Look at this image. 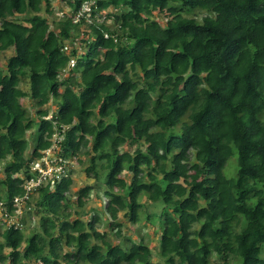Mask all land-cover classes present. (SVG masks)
I'll return each instance as SVG.
<instances>
[{
    "label": "trees",
    "instance_id": "trees-1",
    "mask_svg": "<svg viewBox=\"0 0 264 264\" xmlns=\"http://www.w3.org/2000/svg\"><path fill=\"white\" fill-rule=\"evenodd\" d=\"M52 1L0 0V201L14 214L54 126L58 154L87 160L95 183L71 201L72 165L34 187L21 228L0 230V264H156L123 235L147 202L165 264H264V0H95L113 26L58 17ZM75 35L82 50L62 52ZM99 181L117 242L102 212L82 219Z\"/></svg>",
    "mask_w": 264,
    "mask_h": 264
},
{
    "label": "built area",
    "instance_id": "built-area-1",
    "mask_svg": "<svg viewBox=\"0 0 264 264\" xmlns=\"http://www.w3.org/2000/svg\"><path fill=\"white\" fill-rule=\"evenodd\" d=\"M94 6L95 0H81L77 8L74 10H70L69 8V16L72 18L73 22H78L83 18L88 23L96 20L113 26V19L111 16H107V10H96ZM60 12L62 11H59L58 14ZM109 35L114 39V41L116 40L114 34H109L108 32L104 33V37L106 38ZM79 36L75 35L71 43L69 41L65 42L61 48L62 52L68 54L72 48H76L78 51H81L82 48L78 40ZM76 60V57H70L65 70L73 68L76 64ZM64 128L65 127L62 125L54 126V131L51 136V146L42 150L39 159L35 160L31 164L29 172L31 176L25 179L23 183V195L13 199V204L16 207L14 214L6 212L4 209L5 202L0 201V230L7 229L11 227V225H14L15 228H21V225L18 223L16 217L22 215V206L26 199H28V195L32 189L47 183L53 185L55 182L60 181L63 177L67 176L70 172L69 168H72V165L69 167L67 165L68 162L60 154H58L59 146L57 145L61 138L60 133L64 130Z\"/></svg>",
    "mask_w": 264,
    "mask_h": 264
},
{
    "label": "rangeland",
    "instance_id": "rangeland-1",
    "mask_svg": "<svg viewBox=\"0 0 264 264\" xmlns=\"http://www.w3.org/2000/svg\"><path fill=\"white\" fill-rule=\"evenodd\" d=\"M52 5H53V9H59L60 7H62L61 9L62 12L59 13L58 17H61L63 15H68L69 16V8L68 6H66L65 2H62V0H53L52 1ZM58 11V10H57ZM60 11V10H59ZM56 17V16H55ZM57 17V18H58ZM198 18L200 17L199 15L197 16ZM160 21V23H163L165 21V19H158ZM85 49V47H84ZM10 50H7L3 53L0 54V66L5 62L6 57L9 56L10 54ZM76 75H74L73 77H75ZM73 79V78H72ZM24 104V106L26 107L27 111L32 114L33 107L31 104V101L28 98H23L21 100ZM54 104L50 103L49 108L51 109L53 107ZM36 130V127H34V131ZM36 135V133L34 134V136ZM26 138H28L29 140L31 139V135L30 134H26L25 135ZM73 164V168L71 171V178H72V184L70 185L69 191H68V195L71 199V201L75 202L76 200V194L79 188H81L82 186H84L85 184H93L95 183L93 181V179L86 177L85 173L83 172V168L87 165V160H83V161H74L72 162ZM235 166H236V157L232 156L227 165L225 166V173L228 177L234 176L235 175ZM1 172V170H0ZM102 181H99L96 186L94 187V189L91 191V194L89 196V200L86 202L85 206L83 207V209H80V211H85L84 216H82V219H87L89 218V216L93 213L96 212H102V216H101V224L99 226V229L101 230H107L110 231L108 229V225L107 222L109 221V218L106 214H104L103 212V207H104V201H106V197L103 195L102 189ZM143 201V199H142ZM146 206H144L141 209V213H140V220L137 223L134 224H130L129 222H127L123 228H124V232L123 235H129L133 241H138V237H142L143 241L147 242L148 245L152 248L153 251V256L152 259L154 261V263L156 264H165L164 261L162 260V258L158 255V234L156 229L158 228V224L157 223H149L146 222L144 219V216L150 212L152 215H155L158 213L160 206H149V203H145ZM70 210H73V207L70 208ZM119 218L123 219V213H119ZM125 227L128 228V231L125 230ZM29 230L27 229L26 232H28ZM126 231V232H125ZM112 233V232H111ZM108 232L107 237L111 239V241L117 242V239L113 236V233L111 234ZM111 234V235H110ZM210 264H218L215 260L212 259ZM233 264V263H231Z\"/></svg>",
    "mask_w": 264,
    "mask_h": 264
}]
</instances>
